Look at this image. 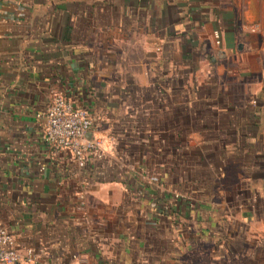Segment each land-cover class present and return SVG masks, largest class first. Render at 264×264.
<instances>
[{
  "label": "crops",
  "instance_id": "0c3cea01",
  "mask_svg": "<svg viewBox=\"0 0 264 264\" xmlns=\"http://www.w3.org/2000/svg\"><path fill=\"white\" fill-rule=\"evenodd\" d=\"M51 92L101 140L84 170L43 141ZM233 144L261 194L264 0H0V227L39 264H171L176 196L196 181L181 158L209 146L213 171L240 160Z\"/></svg>",
  "mask_w": 264,
  "mask_h": 264
},
{
  "label": "rangeland",
  "instance_id": "374dc122",
  "mask_svg": "<svg viewBox=\"0 0 264 264\" xmlns=\"http://www.w3.org/2000/svg\"><path fill=\"white\" fill-rule=\"evenodd\" d=\"M199 146L198 161L194 163L192 160L181 158L183 168L187 165V168L183 169V183L190 185L193 183L191 180L195 179L194 187L190 189L186 185L183 186L186 189L177 194L176 200L171 194L172 199L163 207V211H170L171 215L175 208L174 204L170 206L173 199L176 206L182 202V206L176 210V213L180 214V227L175 232L177 241L170 246L167 240L168 254L165 259L171 264H245L241 256L244 250L251 253L254 250H263L260 252L262 259H258V263L254 262L253 256L245 259L246 264H261L264 260V248L260 247L261 242L264 243V224H261L264 221V191L260 194L246 190V182L251 186L253 184L250 176L252 164L247 161V154L243 153H249L251 150L248 148L243 151V147L238 144L227 146L230 147L229 155L235 154L240 160L234 162L219 156L215 170L211 171L214 168L210 161L204 159L200 162L201 156H205L204 148L209 146ZM214 147H217L222 155V146ZM232 165L234 168L241 166L240 179L235 177ZM214 174L219 176L215 177ZM255 174L259 175V172ZM257 179L261 180L264 186V179Z\"/></svg>",
  "mask_w": 264,
  "mask_h": 264
},
{
  "label": "built area",
  "instance_id": "2783aa9c",
  "mask_svg": "<svg viewBox=\"0 0 264 264\" xmlns=\"http://www.w3.org/2000/svg\"><path fill=\"white\" fill-rule=\"evenodd\" d=\"M212 36L218 44V34L213 32ZM36 118L42 123L44 143L54 151L66 152L78 170H84L92 159L101 157V140L96 137L87 112L75 107L61 93L51 92L48 106ZM82 199L80 194L81 202ZM0 264L39 263L31 249H17L13 236L0 227Z\"/></svg>",
  "mask_w": 264,
  "mask_h": 264
}]
</instances>
